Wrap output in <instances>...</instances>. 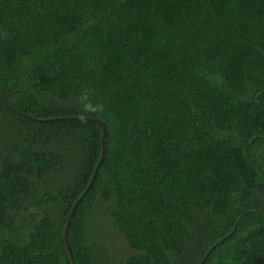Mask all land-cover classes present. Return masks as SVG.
I'll return each instance as SVG.
<instances>
[{"label":"trees","instance_id":"16d2710c","mask_svg":"<svg viewBox=\"0 0 264 264\" xmlns=\"http://www.w3.org/2000/svg\"><path fill=\"white\" fill-rule=\"evenodd\" d=\"M86 90L78 264H264V0H0V264H74Z\"/></svg>","mask_w":264,"mask_h":264},{"label":"water","instance_id":"95a60500","mask_svg":"<svg viewBox=\"0 0 264 264\" xmlns=\"http://www.w3.org/2000/svg\"><path fill=\"white\" fill-rule=\"evenodd\" d=\"M2 103V102H1ZM8 108H10L11 110H13L14 112H17L19 115H22V116H25L31 120H35V121H48V120H51L49 118H37V117H32L30 115H27V114H24L20 111H17L16 109H14L13 107L5 104ZM52 119H83L82 116H65V117H58V118H52ZM88 120H93V121H96L100 124H102L103 126V136H102V139H103V152H102V155L100 157V160L95 168V171H94V174H93V177L89 183V185L87 186V188L85 189V191L83 192V194L78 198V200L74 203L73 207H72V210L70 212V215L67 219V223H66V227H65V240H66V244H67V248H68V251H69V254L71 256V259L73 260L74 264H78L76 259H75V256H74V253L72 251V247L70 245V241H69V228H70V225H71V221H72V218L74 216V213L80 203V201L82 200V198L86 195L87 191L92 187L94 181L96 180V177H97V174H98V170H99V167L101 165V162L103 161L104 157H105V151H106V143H105V138L107 136V127L105 125L104 122H102L101 120L97 119V118H91V117H88L87 118Z\"/></svg>","mask_w":264,"mask_h":264},{"label":"clouds","instance_id":"9594fccd","mask_svg":"<svg viewBox=\"0 0 264 264\" xmlns=\"http://www.w3.org/2000/svg\"><path fill=\"white\" fill-rule=\"evenodd\" d=\"M85 101H87V103H85ZM79 102L82 108L81 115L82 118L85 120L90 115H95L103 111V105L98 103H93L92 100L89 98V93L87 90L82 94V99Z\"/></svg>","mask_w":264,"mask_h":264}]
</instances>
